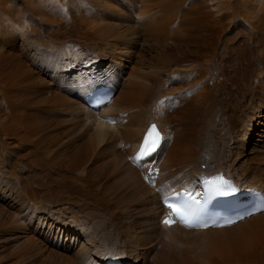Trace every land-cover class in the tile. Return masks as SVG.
Returning a JSON list of instances; mask_svg holds the SVG:
<instances>
[{
    "label": "bare ground",
    "instance_id": "obj_1",
    "mask_svg": "<svg viewBox=\"0 0 264 264\" xmlns=\"http://www.w3.org/2000/svg\"><path fill=\"white\" fill-rule=\"evenodd\" d=\"M240 3L0 0V264H264V210L188 229L159 203L216 172L264 196V0Z\"/></svg>",
    "mask_w": 264,
    "mask_h": 264
},
{
    "label": "rangeland",
    "instance_id": "obj_2",
    "mask_svg": "<svg viewBox=\"0 0 264 264\" xmlns=\"http://www.w3.org/2000/svg\"><path fill=\"white\" fill-rule=\"evenodd\" d=\"M244 1H249V0H230V4H229L228 8H229V11L231 12V14H234L238 11H242L243 8L241 7L242 5L240 2H244ZM106 75H108V74H105L104 76H106ZM257 114H258L260 123L253 127V135L249 139L250 141H248L247 144L245 145V150L247 151L246 153H248L254 149L255 142L257 140H259L260 135H262V133L264 132V105H263L262 109L257 110ZM238 183H240V182H238ZM109 254L119 256L123 260V261L121 260V262L122 263L125 262L124 257L122 255L112 253V252H109L107 255H109ZM107 255L103 259L102 264L104 263V260L106 259Z\"/></svg>",
    "mask_w": 264,
    "mask_h": 264
},
{
    "label": "snow or ice",
    "instance_id": "obj_3",
    "mask_svg": "<svg viewBox=\"0 0 264 264\" xmlns=\"http://www.w3.org/2000/svg\"><path fill=\"white\" fill-rule=\"evenodd\" d=\"M168 207H169V208H172L173 211H174L177 215H179V216L181 217V219H183V215H182L180 209H178V208H174L172 204H168ZM231 222H232V221H229L228 223H231ZM163 223H164L165 225H169V224H170V221H169L168 219H165V220L163 221ZM186 226H188V227H193L194 225H192V224H187ZM200 226L203 227V226H206V225H200Z\"/></svg>",
    "mask_w": 264,
    "mask_h": 264
}]
</instances>
